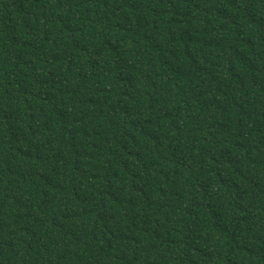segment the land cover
<instances>
[{
	"label": "trees",
	"instance_id": "1",
	"mask_svg": "<svg viewBox=\"0 0 264 264\" xmlns=\"http://www.w3.org/2000/svg\"><path fill=\"white\" fill-rule=\"evenodd\" d=\"M0 264H264V0H0Z\"/></svg>",
	"mask_w": 264,
	"mask_h": 264
}]
</instances>
